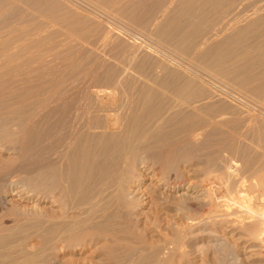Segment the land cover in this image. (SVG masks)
<instances>
[{"label":"rangeland","instance_id":"rangeland-1","mask_svg":"<svg viewBox=\"0 0 264 264\" xmlns=\"http://www.w3.org/2000/svg\"><path fill=\"white\" fill-rule=\"evenodd\" d=\"M0 90V264H264V0H0ZM56 105L74 118L51 124L69 133L58 151L37 115ZM101 133L136 140L103 161L117 159L98 177L118 176L109 198L98 178L85 186V139ZM36 137L46 173L21 161ZM136 158L210 188L195 222L179 211L188 184L144 178L141 208L117 200Z\"/></svg>","mask_w":264,"mask_h":264},{"label":"bare ground","instance_id":"bare-ground-1","mask_svg":"<svg viewBox=\"0 0 264 264\" xmlns=\"http://www.w3.org/2000/svg\"><path fill=\"white\" fill-rule=\"evenodd\" d=\"M42 46V45H41ZM48 50V49H47ZM45 53V52H44ZM47 55V54H46ZM19 62V61H18ZM20 63V62H19ZM25 67V66H24ZM45 71V70H44ZM17 80V79H16ZM37 81V80H36ZM27 82V81H26ZM29 83V82H28ZM16 85V84H15ZM21 85V84H20ZM2 89V88H1ZM0 92H1V90H0ZM42 98V97H41ZM83 99V98H82ZM20 100V99H19ZM57 101V100H56ZM81 101V100H80ZM19 102V101H18ZM18 104V103H17ZM43 106V105H42ZM45 106H47V105H45ZM102 106V105H101ZM12 107V106H11ZM16 107V106H15ZM41 109V108H40ZM73 109V108H72ZM81 109V108H80ZM80 109H79V111H80ZM61 108H59V106H48V108H45V109H43V111L41 110V112L40 113H38L37 115H38V123H39V125H40V128H39V126H38V130L40 131V130H42L41 128H43L44 127V125H46V123L49 125V127H44V128H46V130L45 131H47V133H49V134H47L48 136H49V140H50V145H51V141L54 143V138L56 137V136H58V137H60L61 139H60V141H57V140H59V139H57L56 141H57V145H58V143H59V145H61V144H63L65 141H68V138H69V133H67L66 135H68V138L64 141V140H62L63 139V136L61 137V136H59V133H58V135H55V133L54 134H52V132H53V130H54V128L55 127H52V123H53V120H56L57 119V123H59V124H55V122L56 121H54V124H55V126H57L58 125V128H61V126H63V125H61L60 126V124H61V121H62V123L63 122H65L64 120L66 119V117H67V115H64V114H62L61 113ZM69 112H70V110H68ZM74 113V112H73ZM114 115H115V113H114ZM63 116H65V118L63 117ZM87 116V115H86ZM31 117V116H30ZM37 117V116H36ZM35 117V118H36ZM58 117V118H57ZM69 118H70V120H72L73 121V119H71V117H70V115L68 116ZM67 117V118H68ZM110 119H112V117H114V116H112V113H111V115H109L108 116ZM56 118V119H55ZM33 119V118H32ZM107 119V118H106ZM7 120V119H6ZM13 120V119H12ZM61 120V121H60ZM140 120V119H139ZM112 121H113V119H112ZM142 121V120H141ZM71 122V121H70ZM110 122V121H109ZM113 122H115V120L113 121ZM9 123V122H8ZM67 123V122H66ZM73 123V122H72ZM87 123V122H86ZM88 123H89V121H88ZM110 123H112V122H110ZM117 123V122H116ZM139 123V122H138ZM143 123V122H142ZM69 124V123H68ZM75 124V123H74ZM101 124V123H100ZM104 124V123H103ZM106 124V123H105ZM104 124V125H105ZM114 124V123H113ZM3 125V124H2ZM70 125H71V123H70ZM76 125V124H75ZM87 125V124H86ZM85 125V126H86ZM90 125V124H89ZM107 125V124H106ZM121 125L122 126H124L122 123H121ZM126 125V124H125ZM130 125L131 124H129V126H127V127H130ZM139 125V124H138ZM7 126V125H6ZM66 126V125H65ZM92 125H90V126H86L87 128L88 127H91ZM108 126V125H107ZM111 126H112V124H110V128H108V129H110L111 130ZM125 126V127H126ZM133 126V125H132ZM97 127H99V126H97ZM120 127V126H119ZM136 127V126H135ZM141 127V126H140ZM52 128H53V130H52ZM63 128V127H62ZM61 128V129H62ZM68 127H66V129H67ZM101 128H102V125H101ZM100 128V129H101ZM112 128H115L114 126L112 127ZM121 128V127H120ZM119 128V129H120ZM143 128H145V126L143 127ZM32 129V128H31ZM48 129V130H47ZM56 129V128H55ZM61 129H59V131L61 132ZM90 129H92V128H90ZM100 129H99V131H100ZM123 129V128H122ZM141 129V128H140ZM152 129V128H151ZM44 130V129H43ZM65 130V129H64ZM64 130L62 131L63 133H64ZM72 130V129H71ZM74 130V129H73ZM98 129H96L95 131H97ZM118 130V129H117ZM133 130H135V128H133ZM5 131V130H4ZM67 131H68V129H67ZM88 131H89V129H88ZM123 131V130H122ZM32 132V131H31ZM58 131L56 130V133H57ZM66 132V131H65ZM92 132H93V130H92ZM98 132V131H97ZM100 132H102V131H100ZM132 132H134V131H132V129H131V131L129 132V134L130 133H132ZM135 132H136V130H135ZM144 132V131H143ZM146 132V131H145ZM152 132V131H151ZM25 133V132H24ZM40 133H41V131H40ZM42 133H45V132H43L42 131ZM86 133V132H85ZM94 133V132H93ZM103 134H106L107 135V133H104V131L102 132ZM100 134L101 136H99V137H97V134H96V141H95V143L94 142H90L89 140L91 139V137L89 138V140H86L85 139V186H87L88 187V185L91 183H88V181H89V179H90V181H92L93 179H95L96 180V178H98L100 175L101 176H104V174H107L108 172H109V174H110V171H112V168H114L116 165H114L113 163H115L114 161H115V159H116V157H112L113 155H111V157H112V160H114L113 161V163L112 164H110V165H114L112 168L110 167V165L108 164L107 166H106V163H103V161L105 162V161H108V160H106L107 158H108V154H112L113 152H115V151H117V149L119 148V146L123 143L126 147L127 146H131V143H132V146L134 145V142L136 141H130L129 142V140L131 139H129L128 138V140H126L125 142L123 141H121V140H119L118 138H117V140H119V141H117V140H115V136L113 137V134L112 133H110V137H111V135H112V137L113 138H107L106 136H104L103 134ZM124 133V132H123ZM123 133H121L122 135H123ZM137 133H139V132H137ZM62 134V133H61ZM119 134V133H118ZM126 134V133H125ZM135 134V133H134ZM144 134V133H143ZM150 134V133H149ZM37 135V134H36ZM35 134H34V136H36ZM46 135V133H45V136H47ZM64 135V134H63ZM142 135V134H141ZM146 135V134H145ZM192 135V134H191ZM33 136V137H34ZM44 136V138L45 139H47V137H45ZM71 136V135H70ZM135 136V135H134ZM138 136V135H137ZM21 137H23V136H21ZM54 137V138H53ZM57 137V138H58ZM65 137V136H64ZM67 137V136H66ZM72 137V136H71ZM70 137V138H71ZM117 137V136H116ZM129 137H131V135H129ZM192 137V136H191ZM24 138V137H23ZM35 138V137H34ZM43 138V137H42ZM122 138V137H121ZM136 138V137H135ZM188 138H190V137H188ZM194 140H195V138H196V136H193L192 137ZM41 138H39V139H37V137H36V140L35 139H31L32 141L30 142V140H29V142H28V144H26V143H24V145H26L25 146V148H24V150H23V148H22V150L24 151V155H23V157H22V163L24 162L25 164H26V166H27V164L29 165V166H31L32 165V167H28V168H32L31 170V173L33 174V171H37V169H39L38 170V172L40 171V170H42V169H44L46 166L44 165V163H42V161H44V154H45V150H44V148H43V144H41L42 145V148H40V140ZM45 139H43V140H45ZM72 139H73V137H72ZM93 139H95V138H93ZM111 139V140H110ZM114 139V140H113ZM134 139V137H132V139L131 140H133ZM23 140V139H22ZM21 140V141H22ZM42 140V139H41ZM49 140H45V142H49ZM61 140H62V142H61ZM142 140V139H141ZM182 140V139H181ZM187 140V139H186ZM20 141V142H21ZM61 142V143H60ZM70 142V141H69ZM72 142V141H71ZM120 142H122V143H120ZM190 142V141H189ZM1 143V142H0ZM65 143H67V142H65ZM118 143V144H117ZM177 143V142H176ZM188 143V142H187ZM38 144H39V147H38ZM71 144V143H70ZM73 144V143H72ZM136 144V143H135ZM23 145V144H22ZM21 145V146H22ZM53 145V144H52ZM51 145V146H52ZM55 145H56V143H55ZM56 145V146H57ZM65 145V144H64ZM68 145H69V143H68ZM183 145V144H182ZM190 145V144H189ZM63 146V145H62ZM191 146H192V144H191ZM16 147V146H15ZM24 147V146H23ZM45 147V146H44ZM60 146H58V148H59ZM69 147H70V145H69ZM125 147V148H126ZM181 147V146H180ZM183 147V146H182ZM181 147V150L184 148H182ZM190 147V146H189ZM193 147V146H192ZM40 148V149H39ZM50 148V147H49ZM65 148V147H64ZM132 148L133 147H131V149L130 150H132ZM194 148V147H193ZM37 149H39V150H37ZM52 149H53V146H52ZM51 149V150H52ZM56 150H57V147L55 148ZM55 149H53L54 151H55ZM60 149V148H59ZM121 149V148H120ZM175 149H177V148H175ZM46 150H47V148H46ZM179 150V149H178ZM18 151V150H17ZM50 151V150H49ZM58 151V150H57ZM57 151L55 152V153H57ZM68 151V150H67ZM145 151V150H144ZM175 151V150H174ZM183 151V150H182ZM189 151V150H188ZM36 152V153H35ZM118 152V151H117ZM117 152H116V155H118L117 154ZM128 153L130 152V151H127ZM132 152V151H131ZM135 152V151H134ZM181 151H179V153H180ZM23 153V152H22ZM35 153V154H34ZM49 153H52V152H49ZM54 153V152H53ZM53 153H52V155H53ZM54 153V154H55ZM126 153V152H125ZM127 153V154H128ZM136 153H137V151H136ZM174 153V152H173ZM47 154V153H46ZM59 153H57V155H58ZM177 154V153H176ZM48 155V154H47ZM56 155V154H55ZM54 155V156H55ZM56 155V156H57ZM126 155V154H125ZM129 155V154H128ZM21 156V155H20ZM56 156L54 157V160H56L55 158H56ZM70 156V155H69ZM115 156V155H114ZM131 156V155H130ZM176 156V155H175ZM180 156H181V154H180ZM48 157V156H47ZM50 158H51V155L49 156ZM49 157L48 158H46L45 157V160L46 161H48L47 159H49ZM78 157V156H77ZM110 157V158H111ZM126 157V156H125ZM139 157V156H138ZM188 157V156H187ZM73 158H75L74 156H72V159ZM109 158V159H110ZM113 158H115V159H113ZM130 158V157H129ZM180 158V157H179ZM52 159V158H51ZM51 159L49 160V161H51ZM70 159V158H69ZM131 159H133V158H131ZM137 159V161H136V163H137V165L136 166H134L135 168H133L132 166H130V167H132L131 169H128V170H125L126 171V173L124 172V177L122 178V177H120V179L121 180H119L120 182H117V183H119V185H120V187H121V189H119V190H121V194H123L122 196L123 197H121V198H118V197H116L117 198V200L118 199H121L122 200V202L125 204H123V203H121L123 206H126V204H128V206L131 204L134 208H137V207H140V206H143V204H144V198H142V201H141V198H137V197H135V198H133L136 194H138V190H134V191H132V190H130V188H133L134 187V185L136 186L135 188H137L139 185H140V182L142 181V180H145L144 178H147L148 180H153V181H155V182H157L158 184H160V185H166L167 186V188H166V190H169V192H176L177 194H179V192L184 188V186L185 185H187L188 184V188H186V193H184V194H181V195H179V197L181 198V201L180 202H182V208L181 209H179V211H180V214L181 213H184L183 211L184 210H187V212H189V215H191V217H190V219H191V221L193 222L195 219H196V216L197 215H199V214H197V211H198V208H199V206H200V203H202V201H205L206 202V199H208L207 200V202L209 201V199L211 198L210 197V193H209V189H206V187L203 185V183L202 182H198V181H196V180H193V179H188L187 178V176H185L184 174H181V173H179L178 172V170H177V167H176V165H172V163L171 164H166V166H164L163 167V164L162 165H159L160 163L158 162L157 164L155 163V161L154 162H152L153 164H151V162L149 163L148 162V160H147V162H146V160H144V159H142V158H136ZM158 159V158H157ZM174 159V158H173ZM52 161V162H55V166L57 167V165H60V163L59 164H56V161ZM61 160V159H60ZM111 160V161H112ZM163 160V159H162ZM177 160V159H176ZM110 161V160H109ZM116 161H117V159H116ZM125 161H126V159H125ZM182 161V160H181ZM134 162V161H133ZM169 162V161H168ZM180 162V161H179ZM214 162V161H213ZM225 162V161H224ZM117 163V162H116ZM155 163V164H154ZM162 163V162H161ZM175 163V162H174ZM173 163V164H174ZM25 164H23V168H24V165ZM33 164L34 165H36L35 167L33 166ZM43 164V165H42ZM134 164V163H133ZM22 166V165H21ZM124 166V165H123ZM51 167H53V166H51ZM59 168H60V166H58ZM106 167L108 168V169H111L110 171H108L107 169H106ZM226 167V166H225ZM22 167H20V169H21ZM36 168V169H35ZM55 168V167H54ZM123 169H124V167H122ZM212 168V167H211ZM248 168V167H247ZM253 168V167H252ZM18 169H19V167H18ZM24 169H26L27 170V168H24ZM35 169V170H34ZM51 169H53V168H51ZM116 169V168H115ZM115 169H113V170H115ZM29 171H30V169H28ZM27 170V172L29 173V171ZM46 170H49V169H46ZM57 170V168L54 170V172ZM108 172H107V171ZM117 170V169H116ZM213 169H211V171H212ZM17 171V170H16ZM25 171V170H24ZM45 171V170H44ZM44 171L42 170L41 172H43L44 173ZM121 171V170H120ZM251 171V170H250ZM18 172V171H17ZM23 171L21 170L20 171V173H22ZM50 172H52L51 170H50ZM106 172V173H105ZM122 172H123V170H122ZM218 172V171H217ZM220 172V171H219ZM13 173V172H12ZM26 173V172H25ZM45 173H46V171H45ZM111 173H114V171H112ZM116 173V172H115ZM5 174V173H4ZM42 174V173H41ZM103 174V175H102ZM186 174V173H185ZM208 174V173H207ZM245 174H246V172H245ZM261 174V173H260ZM54 176H56V174H53ZM89 175L90 176H92V178L91 177H89ZM111 175V174H110ZM109 175V176H110ZM118 175V174H117ZM116 175V176H117ZM209 175V174H208ZM243 175H244V173H243ZM8 177H9V175H7ZM6 176V177H7ZM10 176H11V174H10ZM42 176V175H41ZM58 176V175H57ZM100 176V177H101ZM107 176H108V174H107ZM119 176H120V174H119ZM188 176H190V175H188ZM253 176V175H252ZM7 177V178H8ZM48 177V176H47ZM111 177V176H110ZM215 177V176H214ZM258 177V176H257ZM260 177V176H259ZM258 177V178H259ZM105 178H107L106 176H105ZM113 178H114V175H113ZM113 178H112V182L114 181V180H116V179H118V176L117 177H115L116 179H114L113 180ZM1 179L3 180V182L6 180V178L4 177V178H2V176H1ZM10 179V178H9ZM53 179H54V177H53ZM99 180H100V178H98ZM109 178H107L106 180H108ZM208 179V178H207ZM210 179V178H209ZM208 179V180H209ZM212 179L213 178H211V181H212ZM264 181V177H262V178H260V181L262 182V180ZM42 180V179H41ZM46 180V179H45ZM52 180V179H51ZM58 180V179H57ZM83 180V179H82ZM105 180V181H106ZM208 180H206V182H208ZM226 180V179H225ZM258 180V179H257ZM104 182V178L102 179V180H100V183L102 184V182ZM109 181V180H108ZM108 181L105 183L106 185H107V183H108ZM111 181H109V182H111ZM204 181V180H203ZM240 181V180H239ZM259 181V180H258ZM6 182V181H5ZM40 182V181H39ZM57 182V181H56ZM99 182V181H98ZM97 181L95 182V183H98ZM111 182V183H112ZM213 182V181H212ZM218 182V181H217ZM252 182V181H251ZM12 183V182H11ZM49 183V182H48ZM94 183V181L90 184V185H92ZM99 183V184H100ZM103 183V186H101V188H103V189H105V196L107 197L108 196V198H109V195L107 194V193H109L110 194V192H113V190H114V188L112 189V187L114 186V185H111V183H108L109 185L105 188L104 186H105V184ZM117 183H115V184H117ZM208 183H210V181L208 182ZM215 183V182H214ZM256 183H257V181H256ZM264 183V182H263ZM8 184V185H7ZM7 184H5V185H7L8 187H9V185H10V182L9 183H7ZM114 184V183H113ZM218 184V183H217ZM233 184H234V182H233ZM243 184V183H242ZM252 184V183H251ZM1 185H2V183H1ZM4 185V186H5ZM12 186H14V184L12 183L11 184ZM10 185V186H11ZM42 185V184H41ZM53 185V184H52ZM89 185V186H90ZM98 185V184H97ZM111 185V186H110ZM159 185V186H160ZM209 185V184H208ZM253 185V184H252ZM257 185H259V182H258V184ZM256 185V186H257ZM260 185H261V183H260ZM263 185V184H262ZM4 186H3V188H4ZM11 186V187H12ZM56 186H57V184H56ZM96 186V185H95ZM95 186L93 187V185H92V187L93 188H95ZM237 186V185H236ZM254 186V185H253ZM253 186H252V188H253ZM6 187V186H5ZM7 187V189H5L4 190V194H9L12 190H11V188L9 187L8 188ZM115 187V186H114ZM258 187V186H257ZM260 187V186H259ZM1 188V187H0ZM2 188V189H3ZM88 188H90V187H88ZM87 188V189H88ZM100 188V189H101ZM47 189V188H46ZM86 188H85V190L86 191H88ZM97 189V188H96ZM95 189V190H96ZM99 188H98V191L100 190ZM112 189V190H111ZM115 189H117L116 187H115ZM53 190V189H52ZM91 190V189H90ZM90 190L88 191V192H90ZM130 190V191H129ZM184 190H185V188H184ZM22 191V190H21ZM21 191H17L16 193H15V195H18V194H20L21 193ZM47 191H49V190H47ZM54 191V190H53ZM103 190L101 189V192H102ZM106 191H108L107 193H106ZM118 191V190H117ZM264 191V190H263ZM0 192H1V189H0ZM51 193H52V191H50ZM49 192V193H50ZM95 192H97V191H95ZM2 193V192H1ZM48 193V194H49ZM117 193V192H116ZM119 193V192H118ZM143 193V192H142ZM3 194V193H2ZM85 194H88L87 192L85 193ZM93 194V193H92ZM96 194H98V193H96ZM95 194V195H96ZM102 194H103V192H102ZM121 194H120V196H121ZM217 194V193H216ZM244 194V193H243ZM99 195V194H98ZM98 195H96V196H98ZM112 195V194H111ZM111 195H110V197H111ZM113 195H115V191H114V193H113ZM112 195V196H113ZM133 195V196H132ZM5 196V195H4ZM51 196V195H50ZM87 196V195H86ZM90 196V195H89ZM89 196H87V198L88 199H90L89 198ZM100 196V195H99ZM104 196V195H103ZM119 196V197H120ZM130 196H132V198H130ZM168 196V195H167ZM212 196V195H211ZM33 197V196H32ZM102 197V196H101ZM203 197H204V200H203ZM243 197V196H242ZM264 197V196H263ZM53 198H54V196H53ZM86 198V197H85ZM91 198H93L94 199V197L92 196ZM98 198V197H97ZM107 198V199H108ZM148 198V197H147ZM115 199V198H114ZM87 200V199H86ZM91 200V199H90ZM89 200V201H90ZM96 200V199H95ZM94 200V201H95ZM202 200V201H201ZM213 200V199H212ZM92 202L93 204L95 203L96 204V202ZM211 201V200H210ZM210 201H209V203H210ZM87 202V201H86ZM107 202V201H106ZM112 202V201H111ZM118 202V201H117ZM121 202V201H120ZM120 202H119V204L117 203V205H120L121 206V204H120ZM205 202H203V204L205 203ZM88 203V202H87ZM87 203H85V205L87 204ZM98 203H100V202H98ZM141 203H143V204H141ZM54 204H55V202H54ZM110 204V203H109ZM141 204V205H140ZM212 204V203H211ZM87 205H91V202H90V204H87ZM98 205V204H97ZM210 205V204H209ZM223 205V204H222ZM57 206V205H56ZM95 206V205H94ZM94 206L92 205L91 207H92V209L94 208ZM91 207L89 208L88 206H87V208L89 209V211H92V210H90L91 209ZM108 207V206H107ZM110 207V206H109ZM212 207V206H211ZM233 207H234V205H233ZM244 207V206H243ZM264 207V206H263ZM86 208V207H85ZM97 208V207H96ZM141 208V207H140ZM227 208H228V206H227ZM249 208V207H248ZM253 208V207H252ZM252 208L250 207V209L249 210H252ZM95 209V208H94ZM100 209H102V208H100ZM139 209V208H138ZM221 209V208H220ZM223 209V208H222ZM229 209V208H228ZM245 209H247L246 207H245ZM85 210H87V209H85ZM98 210H99V208H98ZM135 210H137V209H135ZM212 210V209H211ZM248 210V209H247ZM102 211V210H101ZM128 211V210H127ZM178 211V212H179ZM225 211V210H224ZM87 212V211H86ZM104 212V211H103ZM250 212V211H249ZM90 213V212H89ZM228 213V212H227ZM234 213V212H233ZM252 213V212H251ZM93 214H95V213H93ZM218 214V213H217ZM221 214V213H220ZM219 214V215H220ZM236 214V213H235ZM213 215V214H212ZM232 215V214H231ZM225 216V215H224ZM252 216H253V214H252ZM256 216H258L259 217V219L260 220H258V221H260V226L258 225H256L257 227H260V229H259V231H258V233H257V231H256V234H253V235H255V237H254V241H255V243L257 242L260 246H262V248H263V250H264V211H261V209H258V211H257V213H256ZM88 217H90V216H88ZM239 217V216H238ZM230 218V217H229ZM229 218H227V219H229ZM243 218V217H242ZM257 218V217H256ZM90 219H91V217H90ZM193 219V220H192ZM226 219V220H227ZM235 219V218H234ZM258 219V218H257ZM197 220V219H196ZM199 221V220H198ZM195 222V221H194ZM197 222V221H196ZM196 224V223H195ZM232 224H233V222H232ZM246 224V223H245ZM258 224V223H257ZM253 225H254V223H253ZM249 226V225H248ZM251 227H252V225H250ZM255 226V227H256ZM193 227V226H192ZM238 227V226H237ZM244 229H245V227H244ZM247 230V229H246ZM251 230V229H250ZM249 231V230H248ZM254 233H255V229H254ZM246 234H247V232H246ZM252 234V233H251ZM244 235V234H243ZM247 235H249V234H247ZM251 240H252V238H250ZM256 239V240H255ZM256 243V244H257ZM259 246V247H260ZM261 248V247H260ZM262 250V251H263Z\"/></svg>","mask_w":264,"mask_h":264}]
</instances>
